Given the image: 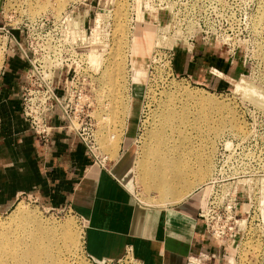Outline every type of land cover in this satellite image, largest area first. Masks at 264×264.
Returning a JSON list of instances; mask_svg holds the SVG:
<instances>
[{
	"label": "rangeland",
	"instance_id": "obj_1",
	"mask_svg": "<svg viewBox=\"0 0 264 264\" xmlns=\"http://www.w3.org/2000/svg\"><path fill=\"white\" fill-rule=\"evenodd\" d=\"M59 1L0 0V67L8 51L29 54L37 49L42 34L49 35L48 44L67 48L78 23L80 42L91 48L83 58L91 69L83 66L71 82L84 98L78 124L84 127L89 118L94 125L95 154L105 159L102 164L113 158L126 124L135 125L137 135L128 152V190L136 205L165 209L188 197L162 201L156 190H146L142 184L139 165L154 134H163L167 141L171 138L173 146H184L189 171L196 173V158L206 154L213 158L216 139L225 131L240 129L239 112L250 123H263V110L230 84L242 79L264 92V0ZM118 6L125 26L123 74L116 94H111L103 85L102 73L113 47ZM91 53L97 55V62L88 59ZM193 54L205 68H220L223 77L218 80L223 88H205L174 70V62L180 66L182 56ZM134 62L138 82L132 78ZM221 105L232 108L231 125H219ZM233 124H238V129L234 130ZM198 190L192 196L199 197ZM17 209L33 217L26 231H10L8 221ZM83 225L69 210L49 209L29 197H20L0 214V232L10 238L6 240L19 246L36 241L41 247L40 264H96L82 249ZM5 254L0 264H13V254L9 250ZM98 264L140 263L130 252L126 258Z\"/></svg>",
	"mask_w": 264,
	"mask_h": 264
},
{
	"label": "crops",
	"instance_id": "obj_2",
	"mask_svg": "<svg viewBox=\"0 0 264 264\" xmlns=\"http://www.w3.org/2000/svg\"><path fill=\"white\" fill-rule=\"evenodd\" d=\"M182 57L174 70L205 88H223L221 77L210 72L222 73L219 67L205 68L196 54ZM27 68L17 50L6 52L0 67V214L20 197L69 210L83 220L84 253L98 261L119 260L130 248L140 264H231L226 253L218 260L204 233L198 195L165 209L134 203L128 190V152L137 135L133 123L122 130L113 158L101 165L56 115L46 144L33 135L21 113ZM206 256L213 258L207 262Z\"/></svg>",
	"mask_w": 264,
	"mask_h": 264
},
{
	"label": "built area",
	"instance_id": "obj_3",
	"mask_svg": "<svg viewBox=\"0 0 264 264\" xmlns=\"http://www.w3.org/2000/svg\"><path fill=\"white\" fill-rule=\"evenodd\" d=\"M74 27L67 48L48 44L45 41L49 35L42 34L37 49L22 53L28 68L21 92V113L30 132L45 144L52 130L51 118L58 116L84 144L94 163L101 165L105 159L95 154L94 125L89 118L84 127L78 124L84 98L71 82L83 66L89 68L83 58L91 48L80 42L78 23ZM261 113L263 123L257 124L248 122L239 112L240 129L225 131L216 139L210 176L198 190L197 217L204 233L218 250V260L226 253L231 264H264V110ZM130 252L127 248L122 258ZM87 257L96 264L111 262ZM211 258L205 259L208 262Z\"/></svg>",
	"mask_w": 264,
	"mask_h": 264
},
{
	"label": "bare ground",
	"instance_id": "obj_4",
	"mask_svg": "<svg viewBox=\"0 0 264 264\" xmlns=\"http://www.w3.org/2000/svg\"><path fill=\"white\" fill-rule=\"evenodd\" d=\"M59 4L60 1L55 5ZM121 16V9L120 6H118L114 15L116 25L114 26L112 37L113 47L108 58V63L105 64L102 73L105 77L103 85L108 88L111 94L112 92L116 94L115 89L120 85L118 83L119 77L122 78L123 74L121 52L124 45L125 26L124 22L121 20ZM88 59L91 62L98 61L97 55L93 53L89 55ZM213 73L219 77H223V74L215 69H213ZM132 74L133 82H138V70L135 62L133 63ZM230 85L234 88V91L240 94L243 98H246L257 107L264 110V92L258 90L242 79L234 81V83ZM218 110L221 113V116L219 117V125L225 124V122L231 125L233 117L232 108H229L226 105H221L218 107ZM232 127L233 129H238V124H233ZM214 133V135H216L217 132L215 131ZM173 145L174 141L171 138L167 141L163 134H159V132L154 134L151 141L145 145L144 155L139 165L140 178L145 189L156 190L159 199L162 201L169 199L179 200L182 197H185L186 194L188 196H186V199H188L194 194L195 190L199 189L208 179L207 178L201 186H198V184L206 178L208 173L211 172L210 170H212V155L210 156L205 153L206 155H203V157L199 156L194 161L199 166L198 171L196 173L190 172L189 161L186 155L187 152L184 149V146ZM261 202L264 204V195H262ZM32 220L33 217L31 218L28 213L21 209H17L8 221L9 226L11 227L10 231H15V229L26 231V228L29 225L28 223L33 222ZM6 237L9 238L7 233L4 234L0 232V260L4 257L5 250H9L13 254V264H40L39 253L41 252V247L36 241L32 244L23 243L19 246L7 241ZM1 250H3V252Z\"/></svg>",
	"mask_w": 264,
	"mask_h": 264
}]
</instances>
